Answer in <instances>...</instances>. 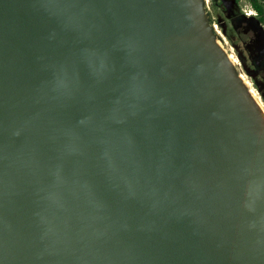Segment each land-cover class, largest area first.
Listing matches in <instances>:
<instances>
[{"label": "water", "instance_id": "obj_1", "mask_svg": "<svg viewBox=\"0 0 264 264\" xmlns=\"http://www.w3.org/2000/svg\"><path fill=\"white\" fill-rule=\"evenodd\" d=\"M202 0H0V264H264V121Z\"/></svg>", "mask_w": 264, "mask_h": 264}, {"label": "rangeland", "instance_id": "obj_2", "mask_svg": "<svg viewBox=\"0 0 264 264\" xmlns=\"http://www.w3.org/2000/svg\"><path fill=\"white\" fill-rule=\"evenodd\" d=\"M202 1L218 46L233 56L234 70L244 75L264 106V20L259 21L247 0H231L235 12L232 18L217 9L213 0ZM260 3L264 10V0Z\"/></svg>", "mask_w": 264, "mask_h": 264}, {"label": "trees", "instance_id": "obj_3", "mask_svg": "<svg viewBox=\"0 0 264 264\" xmlns=\"http://www.w3.org/2000/svg\"><path fill=\"white\" fill-rule=\"evenodd\" d=\"M249 6L255 11L259 21H263L264 10L262 4L258 0H247ZM234 4V2H233ZM231 0H213V5L220 9L226 17L232 18L235 14Z\"/></svg>", "mask_w": 264, "mask_h": 264}, {"label": "bare ground", "instance_id": "obj_4", "mask_svg": "<svg viewBox=\"0 0 264 264\" xmlns=\"http://www.w3.org/2000/svg\"><path fill=\"white\" fill-rule=\"evenodd\" d=\"M218 44V43H217ZM228 57V60L230 61L232 66H235V60L231 54L225 53ZM239 78L242 81L243 86L248 90V93L251 97V99L254 101L256 106L258 107V110L262 116V120L264 121V106L262 102L260 101L259 97L255 93V91L250 87L248 80L244 77L243 74H239Z\"/></svg>", "mask_w": 264, "mask_h": 264}, {"label": "flooded vegetation", "instance_id": "obj_5", "mask_svg": "<svg viewBox=\"0 0 264 264\" xmlns=\"http://www.w3.org/2000/svg\"><path fill=\"white\" fill-rule=\"evenodd\" d=\"M260 2V0H258ZM255 12V11H254Z\"/></svg>", "mask_w": 264, "mask_h": 264}]
</instances>
